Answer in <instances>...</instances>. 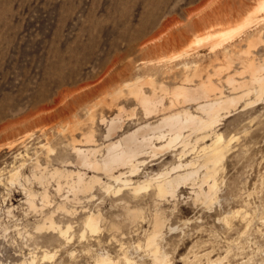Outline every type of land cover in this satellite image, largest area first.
<instances>
[{
    "label": "rangeland",
    "instance_id": "obj_1",
    "mask_svg": "<svg viewBox=\"0 0 264 264\" xmlns=\"http://www.w3.org/2000/svg\"><path fill=\"white\" fill-rule=\"evenodd\" d=\"M261 1L0 0L2 264L30 261L33 255L39 262L45 251L53 252L54 256L42 264H94V256L105 251L116 257L122 241L129 245L132 264H152L142 245L145 242L142 231L149 229L157 208L167 218L161 250L168 254L172 264H207L208 250L212 260L223 258L221 264H264V225L259 219L264 216V102L246 105L254 99L253 94L244 97L240 101L242 109L233 110L217 129L224 142L229 141L225 142V156L217 171L218 197L211 206L194 203L189 184L180 189L174 200L170 197L158 200L153 189L142 191L138 203L145 217L140 221L145 220L138 222L140 230L132 234L125 221L123 203L114 204L115 198L102 196L97 189L93 190L94 199L79 194L76 200L68 185L71 177L65 175L67 171L80 169L75 165L71 146L84 147L90 134L94 140L90 143L92 147L108 143L104 137L106 124L113 116L118 115L122 123L113 140L144 121L154 123L162 117L160 112L146 117L142 106L132 95H127V82L136 78L152 73L154 79L161 80L163 75L155 73L153 68L164 70L171 66L177 71L175 79L163 78L169 86L187 75L190 86L205 81L226 94L236 92L228 81L248 80L250 73L245 62L251 58L264 60V8L251 15ZM246 18L247 32L243 36L234 35L229 41L231 47L226 43L235 51L228 66L223 58L226 44L218 45L216 40L205 36L214 30L239 26ZM255 30L262 32L263 40L256 48L247 44V38L257 36ZM201 37L205 39L200 41ZM146 41L148 45L144 46ZM185 60L191 63L184 74L176 66ZM151 80L149 77L143 80L146 91H150ZM169 86L157 88L156 95H161L166 104L171 99ZM209 139L204 142L209 143ZM199 145L203 143H198L195 149H200ZM101 149L98 154L103 152ZM180 149L176 145L154 159L146 155L138 177L143 180L152 173L169 170L178 162L174 153ZM195 154H187L183 161H189ZM199 164L197 161L195 167ZM18 167L19 176L11 182L10 175ZM53 168L65 172L63 178L51 177ZM82 169L88 176L93 174ZM40 173L50 181L39 184L34 174ZM98 175L106 180L103 174ZM28 189L37 194L34 203L37 208L42 207V212L27 204ZM43 189L50 200L44 206L39 197ZM59 203L75 210L72 215L62 211L54 214L57 224L72 226L69 243L59 239L53 230L35 228L42 223V213L55 210ZM241 208L254 215L253 220L246 225L240 218H234L231 225H225L221 217ZM83 209H98L103 215L101 230L81 240ZM111 219L120 221V225L111 229Z\"/></svg>",
    "mask_w": 264,
    "mask_h": 264
},
{
    "label": "bare ground",
    "instance_id": "obj_2",
    "mask_svg": "<svg viewBox=\"0 0 264 264\" xmlns=\"http://www.w3.org/2000/svg\"><path fill=\"white\" fill-rule=\"evenodd\" d=\"M263 8L264 0L258 3L251 15L261 11ZM248 23L249 20L246 18L239 26L214 30L211 33H208L205 37L216 40L218 45H224L226 43L228 44L234 35H239L242 33L241 35L243 36L247 32L246 27ZM261 33L262 32L258 30L257 36L255 38H247V44L249 47L256 48L260 43L263 42L261 39ZM205 37H201L199 40H204ZM227 44L224 48L223 58L225 63L229 66L235 51L229 48L230 43L229 46ZM146 45H148L147 41L144 46ZM190 63V61L186 60L184 62L180 61L176 67L178 70L181 69V71L185 74L187 73V69L190 67ZM245 63V68L246 71H249L250 78L242 82H236L234 79H229L230 81L227 80L230 82V85H232V89L236 91L229 94L224 93L217 86L211 85L208 82L206 83L205 81H202L198 86H190V79L187 75L182 76L181 80L179 82H175L172 86L166 85L163 81L164 77L165 79L167 77H172L175 79L177 76V71L175 72L171 66L170 68L168 66L164 70H162V68L161 70L157 68L159 71L156 68L152 69L153 71L155 70V73L160 72L163 75L161 80L154 79V74L152 73L147 74L146 77L152 79L150 81V91H146L144 89L145 82H143V80L146 79V77L136 78L134 81L127 82L126 85L129 88L127 95H132L137 103L142 106L146 117L159 112L162 114V117L154 123L144 121L145 123L142 122L143 124L141 123L136 128L134 127V130L130 129V131L121 134L119 138L113 140L114 136L122 128V123L117 117L118 115H115L109 119V121H107L108 124H106L107 129L104 137L109 141L108 143H104L102 147H92L93 145L91 146L90 143L94 140L92 139V134H90L85 140V142L88 144L83 145L84 147H78L77 145L73 144L71 146V151L74 154L75 165L80 169L83 168L93 172V174L89 176L86 172H82L80 169H77L76 171H67L66 173L64 172L66 177H71L68 185L73 193V198L79 200L78 195L84 194L89 195L94 199L96 196V193L93 194L94 189H97L99 193L101 192V195L103 194L105 196H109L110 198H115L112 200L113 203L116 204L115 202L119 201L118 203H123V206L126 209L125 221L129 223V228H132V234H137L139 232L140 229L138 222L140 219L145 218L141 212L140 203H138V194L142 191L153 189L154 195L156 198H158V200H163L164 198L168 197L174 200L176 199L180 189L184 187L186 188V186L189 184L194 203L200 202L205 206H211L213 203H215L218 197L217 171L219 170L220 162L225 156V149L227 148V144H225V142L229 141L228 140L224 142L222 133L217 132V129L222 124L224 119L232 115L233 110H235L237 107L241 108L240 101L244 97L252 94L255 96L253 100L251 99V101L246 103V105L249 106L259 101L264 102V60L256 61V58H251ZM158 65L155 64V66ZM156 76L157 75H155V77ZM168 86L171 87V91L169 92V94H171V99L169 103L166 104L163 102V98L160 97L161 95L158 97L156 94H158L157 88L162 89L163 87ZM208 138H210L211 141L209 143H205L206 140L208 141ZM198 143H203V145L200 146V144V149H195L197 148L196 145ZM176 145H179L181 149L179 151L176 150L177 153H174L178 161L175 165L173 164L172 167L165 172H160L154 175L152 173V176H147L143 180L138 177L140 165L145 164L146 159H143V157L149 154L150 157L154 159L158 154H165L171 151ZM101 148H103V152L98 154ZM173 152L174 151H172V153ZM191 152H195V156L189 161H183L184 156L189 153L191 154ZM197 161L200 162V164L199 166L195 167ZM37 167H39V165H37ZM200 169H202V171L204 170L202 173L200 172L201 174H199ZM18 170L19 167L16 171L13 170L14 172L11 173V182L17 180V177L19 176ZM62 172L58 169H54L52 172H50V176H62V174H64ZM44 173L45 172H43V174ZM43 174L40 173L38 176L34 174L39 184H44L45 180H48L46 179L47 175L45 176ZM98 174H103L106 180H104ZM29 178L30 177H28V179ZM68 179L66 178V180ZM59 182L57 183V191L60 190ZM30 189L26 190L27 204L30 208L36 211L37 209H40L42 212V207L37 208L34 203V198L37 194ZM102 196L99 197V200L101 199V201ZM39 197L43 206L50 201L46 189H43V192L41 191V193L39 192ZM65 198L68 197L66 196ZM130 203H134L135 205L130 206ZM244 208L230 211L228 214L222 216L221 220L226 223L225 225H231L234 218H240L243 223L248 225L253 220L254 215H250L249 211ZM56 211H62L69 215L75 213V210L67 209L64 203H59L57 204L55 210H51L48 213H42V223L37 224L35 228L36 230L40 231L43 229L53 230L59 239L69 243L72 238V226L69 223L65 226L57 224L54 221V214ZM102 215L103 214H101L98 209L84 210L82 216L80 215L81 232L79 237L81 240H84L87 235H90L89 237L95 236L101 230L100 224L102 222ZM259 219L261 220V224L264 225V216L261 215ZM111 220V229H114L120 225V221L113 219ZM144 220L145 219H143V221ZM166 222L167 218L164 216L163 211L157 208L153 213L149 229H144V231H142L144 234L143 236L145 237V242H143L144 244L142 243V245H144V249L147 252L146 254H148L147 256H149L151 259L152 264H172V262L168 259V254L161 250V241L163 240V230L166 226ZM118 229L116 231H118ZM169 229L172 230L170 227ZM121 234L124 236L123 232H121ZM128 235L130 236V234ZM227 241L228 243L230 242L229 240ZM128 246L129 245H125V242H120L117 249L119 254L116 255V257L111 256L108 251L97 255L94 254V264H132V258L128 254L127 250ZM226 251L228 252V249ZM207 252V264H213V262L216 264L222 263L223 258L218 257L212 260V257L210 258V254L208 255ZM201 254L203 256V253ZM53 256V252L45 251L39 258V262L41 263L36 262V256L33 255L30 261L23 260L18 264H42L44 261L53 258ZM199 260L202 259L199 258ZM0 264H2L1 261Z\"/></svg>",
    "mask_w": 264,
    "mask_h": 264
}]
</instances>
